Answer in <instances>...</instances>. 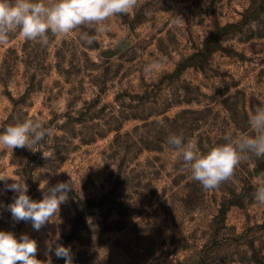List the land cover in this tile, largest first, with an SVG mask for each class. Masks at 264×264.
<instances>
[{"label": "rangeland", "instance_id": "rangeland-1", "mask_svg": "<svg viewBox=\"0 0 264 264\" xmlns=\"http://www.w3.org/2000/svg\"><path fill=\"white\" fill-rule=\"evenodd\" d=\"M101 27L49 33L46 45L17 30L0 46V134L30 119L52 130L32 149L0 148V176L24 181L35 201L57 183L76 184L56 221L37 231L12 219L16 194L0 181V231L28 234L37 259L52 264L65 261L49 243L71 247L73 264H264L248 261L251 238L264 252V207L254 198L264 158L241 162L208 191L166 142L181 135L203 154L226 135H254L264 0H139ZM155 138L158 148H145ZM225 200L233 205L222 229L212 221Z\"/></svg>", "mask_w": 264, "mask_h": 264}, {"label": "clouds", "instance_id": "clouds-1", "mask_svg": "<svg viewBox=\"0 0 264 264\" xmlns=\"http://www.w3.org/2000/svg\"><path fill=\"white\" fill-rule=\"evenodd\" d=\"M138 4L139 0H0V46L7 44L9 36L17 30L26 40L39 41L44 45L48 43L49 33L66 36L81 27L104 31L101 26L112 17L128 14ZM82 39L88 45L94 43V37L87 33ZM153 69V64L145 67L146 72ZM249 125L254 135H226L225 143L203 154L195 141H185L181 135H169L166 142L180 154L191 178L203 189L212 191L231 180L241 162L251 157L264 158V107H257L250 114ZM51 134L52 130L45 128L39 120L17 122L0 134V148L32 149ZM9 179L13 181L11 184L7 183ZM0 181L5 183V190L16 194L14 202L7 205L12 219L16 222L30 221L37 231L56 221L60 206L69 200L68 193L76 189L71 178L47 188L43 199L35 201L27 194L28 185L24 181L13 180L6 175L0 176ZM256 183L254 198L259 206L264 207V171L256 176ZM37 251V241L28 234L17 238L12 232L0 231V264H52L51 256L44 261L37 259ZM47 251H54L65 264H73L71 247L56 244L53 249L49 243Z\"/></svg>", "mask_w": 264, "mask_h": 264}, {"label": "trees", "instance_id": "trees-1", "mask_svg": "<svg viewBox=\"0 0 264 264\" xmlns=\"http://www.w3.org/2000/svg\"><path fill=\"white\" fill-rule=\"evenodd\" d=\"M191 112L196 113L195 111H191ZM165 120H166V122L169 121L170 125H172L173 123H175L177 121L176 118H174V117L173 118L165 117ZM147 142H148V145L145 148L152 149V148H158L157 146H159V142H161V140L159 141L158 138H155L154 141H153L154 143H150L149 141H147ZM231 205H233L231 200H225V201L220 203V207L218 208V213L214 216L213 221H212V223L214 225L215 224H217V225L221 224L220 227L222 229H227L228 228V226H227V224L225 222L226 221V213H227L228 207L231 206ZM213 229H215V228L213 227ZM248 242H249L248 245H249V247H250V249L252 251V254H253L252 258L250 257L248 259V261L249 262H260V263H263L264 262L263 249H260V251L258 250V248L255 245V240L253 238H251L250 241H248ZM208 248H209V246L207 244L206 247H205V256H207V253L209 252ZM243 260L245 261V259H243Z\"/></svg>", "mask_w": 264, "mask_h": 264}]
</instances>
